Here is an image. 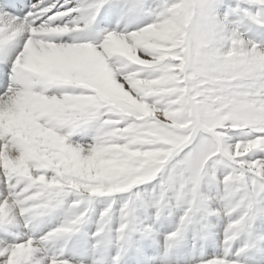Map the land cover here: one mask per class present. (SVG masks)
Here are the masks:
<instances>
[{
  "label": "snow or ice",
  "instance_id": "snow-or-ice-1",
  "mask_svg": "<svg viewBox=\"0 0 264 264\" xmlns=\"http://www.w3.org/2000/svg\"><path fill=\"white\" fill-rule=\"evenodd\" d=\"M219 3L0 0V264H264V0Z\"/></svg>",
  "mask_w": 264,
  "mask_h": 264
},
{
  "label": "bare ground",
  "instance_id": "bare-ground-1",
  "mask_svg": "<svg viewBox=\"0 0 264 264\" xmlns=\"http://www.w3.org/2000/svg\"><path fill=\"white\" fill-rule=\"evenodd\" d=\"M234 3L235 2H226L221 0L217 7L218 16L223 18V16L228 13L229 9L234 6ZM229 18L232 19L231 16Z\"/></svg>",
  "mask_w": 264,
  "mask_h": 264
},
{
  "label": "rangeland",
  "instance_id": "rangeland-1",
  "mask_svg": "<svg viewBox=\"0 0 264 264\" xmlns=\"http://www.w3.org/2000/svg\"><path fill=\"white\" fill-rule=\"evenodd\" d=\"M221 1V0H220ZM222 1H226V2H233V1H231V0H222Z\"/></svg>",
  "mask_w": 264,
  "mask_h": 264
}]
</instances>
